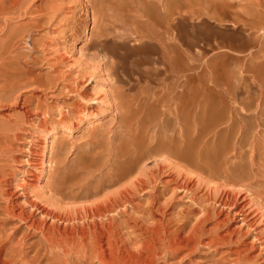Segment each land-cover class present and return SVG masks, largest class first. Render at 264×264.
<instances>
[{"label":"rangeland","instance_id":"1","mask_svg":"<svg viewBox=\"0 0 264 264\" xmlns=\"http://www.w3.org/2000/svg\"><path fill=\"white\" fill-rule=\"evenodd\" d=\"M26 1L28 5L22 12L0 16L1 46L7 43V34L10 31L21 29L24 31L27 28V39L24 40L21 37L18 38L20 41L16 39L12 42L14 44L9 43L13 60L17 62L14 66L16 70L13 68L11 71L23 73L27 70V86L23 85L19 90H14V96L19 97L17 101L3 103L0 107V134H2L3 142L0 149V191H4V196L0 199V207L4 206L5 200L13 199L19 212L21 209L32 212L30 205L23 204L25 200L46 203L52 196L54 186L61 182L63 177L79 172L80 165L91 157L90 154L94 150L93 142L111 138L115 143L123 142L126 145L130 141L131 135L123 124L124 117L128 114L127 109L125 106L120 108L116 106V102L122 100L119 92L122 86L120 79L122 81L123 79L119 72L116 75L110 65L109 55L99 46V28L105 24L104 22H113L124 16L122 20L128 27L115 30V41H125L126 44L132 45L138 39L134 33L135 29L144 27L148 31H160L156 28V23H161V19L165 21V16L167 20V17L171 15L173 18L171 16L170 18L172 20L175 18L174 21H179L181 25L177 27L179 29L176 28L178 31L176 29L173 31L174 36L176 35L174 43L176 47H180L185 41L184 48L186 50L188 48V63L192 67V71L190 69L192 83L201 82L213 87L218 84H239L240 82L237 85L239 90H236V94L243 103L233 105L240 113L232 115L239 121H243L242 116L245 113L249 116L246 118L251 122H249L250 131L247 133V141L236 140V148L230 146L223 151L221 146L225 148V138V141L220 139L219 145H214V142L210 141L203 149L202 155L206 158H203L201 165L212 164L219 175H228L232 178H239L238 175L245 172V183H242L243 186H236L235 190L241 192L239 205L246 211L249 217L247 220L254 224L255 231L248 230L247 225L243 224L242 216L236 213L239 210L233 208V210H230L231 208L222 210L221 206L215 204V198L220 194L219 191L217 192L222 184L220 180H213L206 174H199L196 165L188 169L182 168L183 170L181 167L163 168L158 171V175L155 173L156 165L162 163L163 159L157 161L148 159L139 165L140 168L137 169L135 176L154 180L162 175L164 183L157 182L154 194L151 191L153 187L149 186L147 193L138 195L136 204L140 208H147V202L150 203L149 200L152 198L149 197L151 195L154 198L158 197L160 191L164 193L162 195L160 192L161 201L165 197L168 199L171 195L169 190H173L170 179L174 176L185 175L189 180L192 178L190 181L195 183L194 185L191 183L190 194L177 192L178 194H175L169 204L166 203V199L165 202L159 201L158 205L155 204L153 220H157L156 222L151 220L149 223L156 224L160 219L158 222L161 226L159 223L156 225L169 227L168 230L172 232L179 227V223L180 226L188 223V227L186 226L188 231L190 223L193 224L195 221L189 216L194 217L193 214L198 209H200L202 220H205V228L203 227L202 232H197L201 235L193 236L194 240L192 239V242L184 246L185 248L178 246V249L182 247L181 250L172 249L169 243H166L167 239L164 240L165 243L163 239H158L156 247L151 250L154 252H151L152 264H264L260 250L253 245L256 234L264 238V127L258 125L260 118V123L264 126V64L262 63L264 60V0H109L110 20L106 21H101L98 17L94 21L93 17V10L103 0ZM224 16L228 18L223 19ZM235 16L256 27V29L246 27L248 33L252 34L250 39L252 47L256 46L255 50L251 51L258 53L253 59L258 64V71L255 73L241 72V62L235 60L237 56H240L241 60L249 61L250 57L247 53L250 51L244 56L229 52L223 47L230 46V43H238V40H234L236 36L233 37L235 25L229 18L235 19ZM5 57L7 58V55ZM257 72L259 80H253L252 76ZM175 73V80H181L178 70ZM200 75L201 78L198 77ZM2 85L0 83V88ZM0 93L2 94L1 91ZM221 95L222 90H218L217 95L214 96ZM221 99L226 103L229 102L228 97L223 96ZM221 103L219 105H225L224 102ZM224 109L229 110L226 106ZM198 112L204 115L212 114L214 106L205 101ZM228 113L232 111L229 110ZM93 114H98V118ZM42 122H46V127L40 129L38 124ZM37 137L39 140L47 138L48 143L43 158L32 155L31 160L38 158L40 162L45 163V172L40 176V180L33 182L30 181L32 177L23 175L21 170H27L25 160L30 158L27 151L28 143L32 140L37 141ZM36 143L43 144L40 141ZM233 146H235L234 142ZM34 150L37 151V148L34 147ZM215 153L217 156L214 155ZM107 158H109L108 154H106ZM251 159L253 162L250 161ZM38 172L32 170L35 175H38ZM194 172L197 174L194 175ZM168 173L171 174L168 175ZM85 179L91 185L97 181V177H85ZM249 189L253 208H243L245 205L243 199ZM42 204L40 205L43 206ZM253 211L257 213L253 214ZM34 213L39 215L36 210ZM184 213L189 215L183 216ZM138 214L141 215V213ZM0 218H3L1 214ZM15 225H17L16 221L11 222L9 226ZM38 239L39 237L32 236V241L29 242H37ZM191 247L194 248L191 249Z\"/></svg>","mask_w":264,"mask_h":264},{"label":"bare ground","instance_id":"2","mask_svg":"<svg viewBox=\"0 0 264 264\" xmlns=\"http://www.w3.org/2000/svg\"><path fill=\"white\" fill-rule=\"evenodd\" d=\"M26 2V0H0V16L22 12L28 5ZM108 12H110L109 0L101 1L93 10L94 21L96 17L101 21L110 20ZM24 14L26 13L24 12ZM170 16L167 17V20L165 16L164 22L162 19L161 23L158 20L156 28L160 31L152 32L144 27L135 29L134 33L138 39L132 45L126 44L125 41H115V30L128 27L122 20L124 16L116 21L112 20L113 22H104L103 26L100 25L102 27L99 28V46L109 55L110 65L116 75L119 72L123 79V81L120 79L122 86L119 92V97L122 100L116 102V106L118 108L125 106L127 109L128 114L127 117H124L123 124L131 135V139L126 145L123 142L115 143L111 138L93 142L94 150L90 154L91 157L80 165L79 172H74L69 177H63L62 181L54 186L52 196L50 199L47 198L46 203L44 202L45 205L41 203L42 201L38 203L43 206L35 201L25 200V203L22 202L25 205H30L32 212L31 210L27 212L28 209L22 210V206L19 212L13 199L5 200L4 206L0 207V214L3 217L0 218V264H152L151 250L156 247L157 240L160 238L164 243V240L167 239L166 243H169L172 249H178V246L185 248L184 246H187L190 241L192 242L193 236L197 237L200 234L197 232H202L205 220H202L200 209H198L193 214L194 217L189 216V218L195 219L193 224L190 223V230H186L188 223L180 226L179 222L182 221H179V227L175 225L178 228L174 232L169 229L170 232L169 227H160V222H158L160 219L157 221L160 226L155 224L157 219L153 220L155 204H159L163 192L160 191L162 195L159 192L160 195L155 198L151 195L149 198H152L149 200L150 203L147 202V208L142 209L136 204L138 195L147 193L149 186L153 187L151 191L154 194L157 182L164 183L162 175L154 180H145L144 176H135L137 169L140 168L139 165L148 159L156 161L163 159L162 163L156 165L155 173L158 175V171L163 168L188 169L196 165L199 174H206L210 179L220 180L223 188L219 190L221 187H217V192L219 191L220 194L218 193L217 198L214 196L215 204L221 206L222 210L226 208L239 210L236 213L242 216L243 224L247 225L248 230L255 231L254 224L248 222L247 218L249 217L246 215V211L239 205L241 192L235 190L236 186H243L242 183H245V172H241L238 175L239 178H232L228 175H219L212 164L206 165L209 168L201 165L204 161L203 158H206L202 155L203 149L208 146L210 141H213L214 145H219L221 144L220 139L224 140L225 138V148L221 146V151H223L230 146L236 148V140L247 139L251 122L246 118L249 116L245 113L242 116L243 121H239L232 115L240 113L233 105L243 103L236 94V90H239L237 85L240 82L239 84H218L213 87L201 82L192 83V74H190L192 67L188 63V48L187 50L184 48L185 41L180 47H176L174 43L176 35L174 36L173 31L181 25L179 21H174L175 18L172 20L173 16H171L172 18ZM227 18L224 16L223 19ZM229 18L236 26H233L235 32L233 37L236 36L234 40H238V43H230V46L223 47L238 55H244L250 51L247 53L250 57L249 61L241 60L240 56H237L235 60L241 62V70L239 69L241 72L255 73L258 71V64L253 59L258 53L251 51L255 50L256 46L252 47L253 44L250 42L252 34L248 33V28L246 29V27L251 29L254 25L251 26L236 16L235 19ZM134 26L136 27V25ZM254 28L256 29V27ZM21 37L24 40L27 39V28L24 31L22 29L10 31L7 34V43L0 45V83L3 84L0 88L2 92V94L0 93V107L3 103L17 101L19 97L14 96V90H19L23 85L27 86V70L23 73L11 71L17 62L15 60V63L13 60V52L9 43L11 44ZM262 63L264 64V60ZM176 70H178L181 80H175ZM198 77L201 78V75ZM252 77L253 80H259L258 72ZM218 90H222V95L215 97ZM223 96L228 97L229 102L226 103L221 99ZM205 101L214 106V113L204 115L201 114L202 112H198L201 104ZM221 102H224V106L229 108L232 113H228L229 110L225 111L224 106L219 105L222 104ZM246 102L249 103L248 100ZM93 116L98 118V114H93ZM63 120L62 118V122ZM260 120L259 118L258 125L264 127ZM38 126L40 129L45 128L46 122L39 123ZM186 134L188 135L186 136ZM228 139L231 141H227ZM38 141L43 144H35ZM35 142L32 140L28 143L27 151L30 158L25 160L27 170H21V173L32 177L30 181L38 182L40 176L45 172V163L40 162L37 157L32 160L31 158L32 155L43 158L48 142L47 138L39 140V137ZM233 142L235 146H233ZM2 145V134H0V149ZM34 147L37 148V151L34 150ZM106 154L109 157L107 159ZM214 155L217 156V153ZM250 161L253 162V159ZM31 169L39 171V174L35 175ZM96 172L98 174H94ZM196 174L194 172V175ZM85 177H97V181L91 185ZM190 180L185 175L171 178L170 183L173 188V190H169L171 195L168 199L165 197L161 202H165L166 199V203L169 204L175 194L180 192L188 194L191 190L192 182ZM194 184L192 183V185ZM36 186L38 185L36 184ZM249 192H251L250 189L243 199L245 201V205H242L243 208H253L250 200L252 196ZM3 196L4 191H0V199ZM35 210L40 217L35 215ZM255 212L257 213V211H253V214ZM217 213L219 215L220 211ZM188 215L186 214V217ZM151 220L155 222L150 224ZM14 221L18 226L10 227L9 225ZM190 221L192 220L190 219ZM21 231L23 232L20 233ZM32 236L39 237L37 242H29ZM253 243L254 247L260 250L262 263H264V238L256 234ZM182 247L179 249L181 250Z\"/></svg>","mask_w":264,"mask_h":264}]
</instances>
